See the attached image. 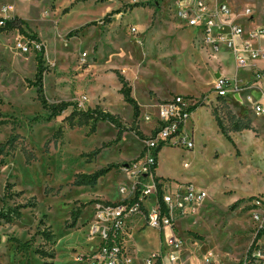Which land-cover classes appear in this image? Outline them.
Masks as SVG:
<instances>
[{
  "label": "rangeland",
  "instance_id": "rangeland-1",
  "mask_svg": "<svg viewBox=\"0 0 264 264\" xmlns=\"http://www.w3.org/2000/svg\"><path fill=\"white\" fill-rule=\"evenodd\" d=\"M129 2L0 0V21L15 19L23 30L0 33V264H85L98 245V238H91L96 205L121 199L118 187L128 180L120 166L137 158L140 138H149L157 125L156 106L175 92L211 101L210 115L203 110L194 119L193 149L165 147L157 158L158 178L193 184L207 195L197 216L173 224L182 243L179 256L190 258L187 264L205 257L243 264L256 247L258 263L264 264V229L258 231L264 224V120L250 112V98L238 102L244 109L237 112L214 99L205 84L206 73L215 69L210 70L208 57L194 44L195 31L177 19L170 1L157 7ZM242 5L253 11L250 25L264 29V0ZM4 7L9 13L1 11ZM16 38L34 42L37 50L20 54ZM38 63L50 111L29 85ZM222 64L234 69L229 57ZM119 78L130 96L133 90L138 116L124 102ZM249 90L258 93L255 88L242 93ZM82 96L86 101L79 107ZM54 107L62 112L50 118ZM73 109L96 110L114 124L100 122L90 133L76 120L71 128L66 118ZM235 122L244 129L234 131ZM112 166L118 168L89 184L94 174ZM15 210L20 219H2ZM170 235L161 232L159 241L154 231L142 235L137 259L143 262L159 245L165 250Z\"/></svg>",
  "mask_w": 264,
  "mask_h": 264
},
{
  "label": "built area",
  "instance_id": "built-area-1",
  "mask_svg": "<svg viewBox=\"0 0 264 264\" xmlns=\"http://www.w3.org/2000/svg\"><path fill=\"white\" fill-rule=\"evenodd\" d=\"M162 0H130L131 6L158 4ZM174 5L177 19L183 26L195 31L194 44L199 50L209 46L216 55L223 47L232 56L235 66L246 72L248 80L241 82L237 75L229 76L217 72L212 95L214 99L227 101L230 96L241 102L240 93L248 88L260 92L257 101L250 104V112L264 120V48H252L251 41L264 39V29L246 30L245 26L254 20L253 11L243 6L245 0H167ZM9 13V8L1 10ZM6 20L2 17L0 26ZM130 32L137 34L135 27ZM34 42L24 38L14 40V49L22 55L37 50ZM209 98V97H208ZM208 98L174 96L156 106L157 125L149 138L140 139L141 150L137 158L120 166L127 175L128 184L118 187L120 200L113 205H96L95 226L91 238H98V245L85 264H187L179 256L181 241L174 236L173 224L181 219L197 216L206 199V192L193 184L161 179L157 175L159 151L165 147L193 149L191 119L194 112L203 105H209ZM86 97L79 100L83 106ZM244 102V101H243ZM227 103V102H226ZM188 164H184L188 168ZM259 205V203H256ZM264 229V224L259 230ZM171 234L157 251L149 253L143 262L137 259V245L144 243L147 232L154 231L159 241L161 232ZM173 235V236H172ZM259 246L258 244L256 245ZM131 247L135 248V251ZM131 255H130V254ZM261 258L257 248L243 264H259ZM199 264H223L210 258H203Z\"/></svg>",
  "mask_w": 264,
  "mask_h": 264
},
{
  "label": "trees",
  "instance_id": "trees-1",
  "mask_svg": "<svg viewBox=\"0 0 264 264\" xmlns=\"http://www.w3.org/2000/svg\"><path fill=\"white\" fill-rule=\"evenodd\" d=\"M106 20H107V18L104 19V22H106ZM5 24H6V27L4 29H0V33L4 30L10 31V30H15V29H19L20 32H23V30L21 29L20 23H17V20H15V19L8 20L5 22ZM32 39H33V37H32ZM42 74H43V72L41 69V65L38 63L37 64V72H36L35 77H34V82L32 84H29V85L31 87L36 88V93H37V97H38L37 99H38V102L41 104V106L50 111L52 108H50L47 105V102L44 99L43 91L41 89V82L43 79ZM118 80H119V83L121 85L120 92L123 96L124 102L132 108L134 116H138L137 104L130 96V89L126 87V83L122 78H119ZM53 110H55V111H53L52 114L50 113V118L57 116V115L61 114V112H62L61 107H59V108L54 107ZM76 120H77L78 126H83V125L89 126L90 133L95 132L96 126L100 122L108 121V122L114 124V121L110 117H108V115L102 114V113H97L96 110H94V111H89V110L88 111H78L77 109H73L72 112L70 113V115L66 118V122L68 123L69 127L73 128L76 124ZM216 122H217V126H218L220 133L223 135V137L228 142L231 143V138L229 137L228 132L223 128L221 122L218 119H216ZM0 124H2V123H0ZM235 125H236V127H235L234 131L239 132L242 129H244V128H238L237 127L238 122H235ZM58 133H60V132H58ZM140 139H142V138H140ZM113 168H118V166L117 167L112 166V167H109L105 170L99 171L98 173L94 174L92 179L89 180V182H90L89 184L93 185L98 178L105 176ZM77 185L79 186V184H77ZM19 218H20V214L16 210L11 214L2 216V219L6 220L7 222H10L12 219L18 220ZM46 240H50V236H48L47 234H46ZM41 255L46 257V258L47 257L52 258L50 255L47 256L43 253H41Z\"/></svg>",
  "mask_w": 264,
  "mask_h": 264
},
{
  "label": "crops",
  "instance_id": "crops-1",
  "mask_svg": "<svg viewBox=\"0 0 264 264\" xmlns=\"http://www.w3.org/2000/svg\"><path fill=\"white\" fill-rule=\"evenodd\" d=\"M154 7H157L158 4H155L153 5ZM252 23V22H251ZM255 25L251 24L250 23L248 25L245 26L246 30L250 29V28H254ZM256 28H261L259 25L258 26H255ZM255 29V28H254ZM251 46L252 48H264V39H259V40H255V41H251ZM202 52H204L206 54V56L208 57V65H209V68L210 70H214L213 72L211 73H206L208 76H209V79L208 81L206 82V86L210 87V88H213L214 87V84H215V79L217 77V72H219V69H221L222 71H220L222 74H225V75H229V76H234V75H237V78L238 79H242L241 82H245L247 81L249 78L248 76L246 75V72L243 71L242 69H238L236 68L235 66V62L232 58V56L225 50V48H220L219 52L214 55L212 53V49L211 47L209 46H206L204 47L203 50H201ZM224 57H229V59L232 60V63H233V67L234 69H227L224 64H222V60ZM133 90H132V95L131 97L133 98V100L135 101V97H133ZM173 96H183V95H178L175 94ZM191 97V96H190ZM246 97V99H252L253 101H250V100H247V102L249 103V106L251 103H253L254 101H257L260 97V92H256V93H252V90L250 91H246L245 93H240V98H241V103L243 104V98ZM165 100V99H163ZM216 100V99H215ZM227 104L228 106L232 109V110H235V112L238 111V108L240 107L241 109H244L241 105L238 107L237 105H239L237 102H235L232 98L228 97L227 99ZM204 106V107H203ZM202 107H200L199 109H197L193 116H192V121H191V126H194L196 123L194 121L195 117L198 115L199 112L203 111V110H206V115H210V110L208 109V107L210 108L211 106V102L209 103V105H203ZM214 106V105H213ZM205 107H207V109H204ZM195 129V128H194ZM243 132L241 133V136H242ZM140 144V142H138ZM20 219V218H19ZM94 248V247H93ZM92 248V250H93ZM87 251V250H86ZM88 251H91L88 250Z\"/></svg>",
  "mask_w": 264,
  "mask_h": 264
},
{
  "label": "bare ground",
  "instance_id": "bare-ground-1",
  "mask_svg": "<svg viewBox=\"0 0 264 264\" xmlns=\"http://www.w3.org/2000/svg\"><path fill=\"white\" fill-rule=\"evenodd\" d=\"M222 48H223V47H222ZM228 97H230V96H228ZM230 98H231V97H230ZM243 134H244V133H243ZM259 146H260V145H259ZM261 146H262V145H261ZM261 146H260V147H261ZM248 147H249V146H248ZM252 147H253V146H252ZM261 149H262V148H261ZM255 152H256V151H255ZM253 158H254V157H253ZM257 159H258V158H257ZM18 164H19V163H18ZM210 168H211V167H210ZM181 220H182V219H181ZM186 222H187V221H186ZM69 234H70V233H69ZM69 234H68V235H69ZM211 239H212V238H211ZM210 241H211V240H210ZM207 243H208V242H207ZM198 244H199V243H198ZM198 244H197V245H198ZM210 244H211V243H210ZM211 245H212V244H211ZM203 246H204V245H203ZM201 247H202V246H201ZM207 247H208V246H207ZM209 247H210V246H209ZM81 248H82V247H81ZM193 251H194V250H193Z\"/></svg>",
  "mask_w": 264,
  "mask_h": 264
}]
</instances>
